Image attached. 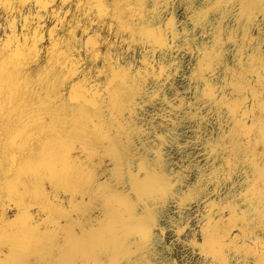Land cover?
I'll list each match as a JSON object with an SVG mask.
<instances>
[{
	"label": "snow or ice",
	"instance_id": "1",
	"mask_svg": "<svg viewBox=\"0 0 264 264\" xmlns=\"http://www.w3.org/2000/svg\"><path fill=\"white\" fill-rule=\"evenodd\" d=\"M95 3L86 41L16 54L35 119L0 156V264L74 244L96 264H264V0Z\"/></svg>",
	"mask_w": 264,
	"mask_h": 264
},
{
	"label": "rangeland",
	"instance_id": "2",
	"mask_svg": "<svg viewBox=\"0 0 264 264\" xmlns=\"http://www.w3.org/2000/svg\"><path fill=\"white\" fill-rule=\"evenodd\" d=\"M99 11L100 6L95 3V0H67V2L39 0V3L37 0H31L30 3H21L20 0H3L0 5V53H2L0 69L3 70L5 81L4 113L3 118L0 119V156L5 160V171L11 166V158L19 154L20 145L27 141L29 132L33 131L29 129L26 132L25 129L35 119L34 110L25 100V93L22 91L32 79L28 76V72L33 69L19 71L23 58L16 54L26 53L32 48H41L43 51L40 55L44 60L49 55V49L59 44L61 45L57 50V56H59V53L66 50L69 41H72V46L75 47L76 40L86 41L88 35L96 31V25L92 21L96 19ZM80 55H86V50L77 53V56ZM140 59L138 50L135 61L131 53L127 55L129 64L139 63ZM5 195L7 196V191ZM13 219L9 216L5 220L6 240L19 239L21 225L12 223ZM261 241H264V233L256 232L248 241V245L259 254L264 252ZM132 244H136V241L133 240ZM129 250L135 252L136 248ZM198 262V256L185 254L183 264H198ZM37 264H96V261L90 257V254L78 251V247L74 244L63 253L38 260ZM137 264L141 262L138 261ZM142 264H168L165 249L155 250ZM246 264H257V258H251Z\"/></svg>",
	"mask_w": 264,
	"mask_h": 264
},
{
	"label": "bare ground",
	"instance_id": "3",
	"mask_svg": "<svg viewBox=\"0 0 264 264\" xmlns=\"http://www.w3.org/2000/svg\"><path fill=\"white\" fill-rule=\"evenodd\" d=\"M263 248V247H262Z\"/></svg>",
	"mask_w": 264,
	"mask_h": 264
}]
</instances>
